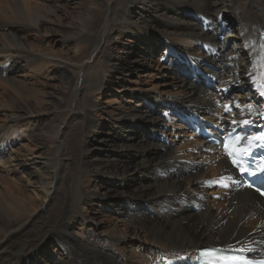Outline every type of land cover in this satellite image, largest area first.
I'll use <instances>...</instances> for the list:
<instances>
[{
	"label": "bare ground",
	"instance_id": "bare-ground-1",
	"mask_svg": "<svg viewBox=\"0 0 264 264\" xmlns=\"http://www.w3.org/2000/svg\"><path fill=\"white\" fill-rule=\"evenodd\" d=\"M64 1L0 0V264L264 259V201L196 131L263 124L264 0Z\"/></svg>",
	"mask_w": 264,
	"mask_h": 264
},
{
	"label": "rangeland",
	"instance_id": "rangeland-1",
	"mask_svg": "<svg viewBox=\"0 0 264 264\" xmlns=\"http://www.w3.org/2000/svg\"><path fill=\"white\" fill-rule=\"evenodd\" d=\"M2 2H5V0H1ZM26 1H28V2H30V3H32V5L33 6H35V7H40V5H42V0H26ZM97 1V0H96ZM64 3H66L65 5H66V7H67V9L70 11V15L71 14H73V11L75 10V4H76V1H74V0H65L64 1ZM37 35V37H38V39H37V41H38V45H41V41L42 40H45L44 41V44L43 45H45V47H52V48H54V49H60V50H62L63 52H65L66 50H68V49H72V47H74V46H78V43L79 42H77L74 38H73V40H69V37H66V40L65 41H63L65 38H61V37H58V36H51V35H47V36H45L44 35V32L42 31V32H39L38 34H36ZM61 38V39H60ZM31 39H32V37H31ZM63 39V40H62ZM76 42H75V41ZM40 43V44H39ZM68 44V45H67ZM48 45V46H47ZM71 46V47H70ZM66 49V50H65ZM164 50V46L163 47H161V48H159L157 51L156 50H154L153 51V54H152V59H153V62H158V60L157 59H159V56H160V53L162 52ZM192 75H193V72L191 73ZM195 74V73H194ZM197 75V77H198V79H199V82L198 81H196L195 83H198V85L199 84H205V86H208L209 84H208V76L205 74V75H203L202 74V71L199 73V74H196ZM19 76V75H18ZM17 76V77H18ZM24 81H26V79L24 80ZM207 82V83H206ZM105 95V94H104ZM2 96H11V94H10V91L8 90V88L7 87H5V86H0V99H1V97ZM112 97H115V95H111ZM101 99H107V96H103V97H101ZM102 101V100H101ZM220 101V100H219ZM172 109H173V112L175 113V114H177L176 113V110L177 109H181V108H177V107H172ZM0 120H1V116H0ZM176 122L177 123H181L180 121H179V119H177V117H176ZM182 124V123H181ZM26 136V134H23L21 137H20V141H19V143L21 144V146L22 145H24V147L25 146H27V147H29V146H33V147H35L36 145H37V143L35 142V141H32V142H28L27 140H28V138H24ZM22 138V139H21ZM71 144H72V139H70V141H69ZM37 147V146H36ZM37 150H35L34 152H36ZM38 152V151H37ZM36 152V154H39V153H37ZM49 155H50V160H52L54 157H56V156H54V153H53V151H51L50 153H49ZM97 155H100V157L101 156H103V155H105V152H100V154H98L97 153ZM110 156V155H109ZM53 161V160H52ZM186 163V162H185ZM186 165H189V163H186ZM66 171H68V170H66ZM68 174L70 173V172H67ZM2 173H1V171H0V175H1ZM2 176V175H1ZM9 177H10V179H13L14 177H13V175H9ZM140 182V178L138 177V176H133L129 181H127V183L128 184H135V183H139ZM100 183H102V182H100ZM212 200H215L214 198H212ZM133 204L138 208H141L142 210H145L146 212H148L149 214H151V209L150 208H148L147 206V204H145V202H144V200L143 199H136V200H133ZM192 205V204H191ZM85 207H86V209L87 208H89L90 207V203H87V205H85ZM93 208H95V207H93ZM186 208V207H185ZM106 213L108 212L109 214H113V212H109V211H107L106 209L104 210ZM106 215L105 216V220L106 219H111V216L110 215ZM203 247V245H198V248H202ZM64 257H66V253H63L62 254ZM156 264H157V262H156Z\"/></svg>",
	"mask_w": 264,
	"mask_h": 264
},
{
	"label": "snow or ice",
	"instance_id": "snow-or-ice-1",
	"mask_svg": "<svg viewBox=\"0 0 264 264\" xmlns=\"http://www.w3.org/2000/svg\"><path fill=\"white\" fill-rule=\"evenodd\" d=\"M234 163H235V161H234Z\"/></svg>",
	"mask_w": 264,
	"mask_h": 264
}]
</instances>
